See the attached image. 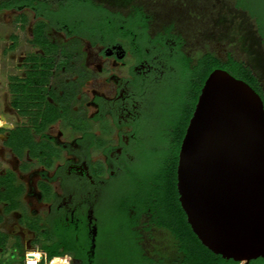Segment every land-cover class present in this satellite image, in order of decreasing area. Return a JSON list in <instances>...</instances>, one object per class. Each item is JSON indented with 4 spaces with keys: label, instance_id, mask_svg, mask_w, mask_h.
I'll list each match as a JSON object with an SVG mask.
<instances>
[{
    "label": "flooded vegetation",
    "instance_id": "1",
    "mask_svg": "<svg viewBox=\"0 0 264 264\" xmlns=\"http://www.w3.org/2000/svg\"><path fill=\"white\" fill-rule=\"evenodd\" d=\"M69 1H35L40 17L30 7L3 10L28 12L33 21L20 52L16 36L0 52V193L7 184L19 190L12 202L0 200V253L38 249L49 237L70 264H96L105 194L124 186L128 166L152 146L169 108L190 106L188 88L199 80L190 71L206 54L221 62L233 55L208 44L204 16L188 14L202 6L191 0H88L95 28L82 15L55 18ZM37 21L48 43L42 48L32 43ZM137 213L135 205L126 208L132 220ZM133 229L157 264L162 231L149 211Z\"/></svg>",
    "mask_w": 264,
    "mask_h": 264
},
{
    "label": "water",
    "instance_id": "2",
    "mask_svg": "<svg viewBox=\"0 0 264 264\" xmlns=\"http://www.w3.org/2000/svg\"><path fill=\"white\" fill-rule=\"evenodd\" d=\"M176 190L205 248L238 264L264 259V105L224 70L200 90L178 151Z\"/></svg>",
    "mask_w": 264,
    "mask_h": 264
},
{
    "label": "trees",
    "instance_id": "3",
    "mask_svg": "<svg viewBox=\"0 0 264 264\" xmlns=\"http://www.w3.org/2000/svg\"><path fill=\"white\" fill-rule=\"evenodd\" d=\"M35 1L37 0H0V11L30 7L34 9L36 16L40 17L43 6H41L42 4H35ZM239 1L235 0V7L246 11V7L242 6ZM94 11L95 7L88 0H74L69 1L66 6L62 7L54 15L55 18L63 19L62 21L72 18V16L80 15L86 19L87 15L92 16V13L95 15ZM250 17L254 19L251 10ZM19 19L22 23L25 22L23 15ZM257 21L259 19L255 20L256 26ZM89 24L93 28L97 25H93L91 20ZM43 28L44 23L37 21L32 29V43L41 48L48 45L44 40ZM257 33L259 35L258 26ZM214 69L224 70L232 77L247 83L260 96L264 105L263 89L258 78L249 68L242 62L236 61L233 57H229L227 62H221L211 54H206L204 62L198 64L194 71H190V78L195 76L199 79L196 82V88H188L190 95H195L194 98L186 99L185 104L190 106L184 108L176 104L169 108L168 120L160 124L158 135L152 142V146L139 154L135 165L128 166L122 180L124 186L118 190L117 200L111 208L114 214V218L111 221L117 228V234L110 235L106 233L108 246L101 249L100 238L102 229L98 228L95 242V254L98 260L96 264L153 263L152 259L144 256L143 250L139 245V235L133 229L138 224L139 215L145 211L150 212L156 226L163 232V236L158 239L162 242L164 241L167 249V251H162V246H159L157 264H237L232 260H225L221 256L213 254L199 242L186 222L185 214L178 202L176 190V165L181 140L185 133L188 118L193 111L196 95L205 78ZM182 110L187 113L185 118L180 115ZM2 182L7 183L5 180ZM7 185L9 189L4 194L0 193V200L12 202L10 198L16 197L19 190L9 184ZM125 202L127 203L126 206ZM130 204L135 205L138 209V213L133 220L129 218L128 214H125L126 208ZM13 205L11 204L10 207H13ZM3 241L0 244L1 248L3 247ZM36 243L40 244L38 245V250L46 253L48 258L63 256L66 253L59 251V245L53 243L52 238L49 237L42 242L37 241ZM86 246H88V240H86ZM22 253L23 250L20 249V256H22ZM18 264H21V261ZM250 264H264V259L259 258L250 261Z\"/></svg>",
    "mask_w": 264,
    "mask_h": 264
},
{
    "label": "rangeland",
    "instance_id": "4",
    "mask_svg": "<svg viewBox=\"0 0 264 264\" xmlns=\"http://www.w3.org/2000/svg\"><path fill=\"white\" fill-rule=\"evenodd\" d=\"M172 1L174 0L167 1V4L174 5L177 3V0L173 3ZM191 2L202 6V10L199 12V9L195 8L194 14L191 11L189 12L192 9L189 8L188 14L195 15L196 17L204 16L202 18L205 22L204 34L207 38H210V41L207 40L208 44L209 42L213 43V41H217L219 43L216 49L222 47L223 50L231 52L236 61L242 62L258 78L264 92V0H240L239 3L246 7V11L236 8L235 0H191ZM182 6L185 7L186 5L182 4ZM250 10L253 13L254 19H259L257 26L260 36L257 33L255 20L250 17ZM200 12L202 14H199ZM21 13L25 17V26L20 30L18 29L17 19ZM21 13L12 11L0 12V52L6 47L10 36H16L18 38L17 46L14 50L15 54L20 52L26 41L30 39L28 27L32 24V15L25 11ZM89 16L87 15L86 21L91 19ZM201 34L204 35L203 31ZM213 44L212 47H215ZM210 48L207 45V49ZM2 80L5 82L4 78ZM119 185L115 184L112 190L107 191L103 204L98 212L97 217L98 221H100L99 228L102 229L100 238L101 249L108 246L106 233L110 235L117 234V228H115L116 226L111 221L114 218L111 207L117 200L118 190L120 189ZM161 236H163V232L158 234V238ZM2 241L3 238L0 236V244ZM159 246H162V251H167L164 241L162 242L160 239ZM15 248L17 247L15 246ZM6 250L0 253V264H18L21 261L20 249H8L7 247Z\"/></svg>",
    "mask_w": 264,
    "mask_h": 264
},
{
    "label": "built area",
    "instance_id": "5",
    "mask_svg": "<svg viewBox=\"0 0 264 264\" xmlns=\"http://www.w3.org/2000/svg\"><path fill=\"white\" fill-rule=\"evenodd\" d=\"M21 264H70L67 256L48 258L46 253L38 249H25L21 256Z\"/></svg>",
    "mask_w": 264,
    "mask_h": 264
}]
</instances>
